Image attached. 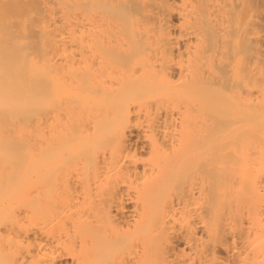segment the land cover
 Returning a JSON list of instances; mask_svg holds the SVG:
<instances>
[{
	"label": "bare ground",
	"instance_id": "obj_1",
	"mask_svg": "<svg viewBox=\"0 0 264 264\" xmlns=\"http://www.w3.org/2000/svg\"><path fill=\"white\" fill-rule=\"evenodd\" d=\"M0 41V264H264V0H0Z\"/></svg>",
	"mask_w": 264,
	"mask_h": 264
},
{
	"label": "rangeland",
	"instance_id": "obj_2",
	"mask_svg": "<svg viewBox=\"0 0 264 264\" xmlns=\"http://www.w3.org/2000/svg\"><path fill=\"white\" fill-rule=\"evenodd\" d=\"M11 29H12V28H11ZM11 29H9V30H11ZM9 30H8V31H9ZM18 31H19V29H18ZM12 32H13L12 30H11V32L9 31L10 34H12ZM16 32H17V31H16ZM7 33H8V32H7ZM9 33H8V35H10ZM14 33H15V32H13V34H14ZM18 33L20 34V31H19ZM5 34H6V33H5ZM13 34H12V35H13ZM12 35H11V36H12ZM16 35H17V34H16ZM19 36H20V35H19ZM4 37H5V36H4ZM8 37H9V36H6L7 39H8ZM15 37H16V40H17V43H18L17 36L14 35V38H13V39L15 40ZM10 38H12V37H10ZM7 39H6V40H7ZM13 39H12V40H13ZM16 40H15V44H16ZM2 41H3V38H2ZM2 41H0V42H1L0 47L3 46V43H4V42L2 43ZM6 42H7V41H6ZM11 42H12V41H11ZM12 43H13V42H12ZM7 45H10V43L7 42V44L4 45V47H1V48H4V49H3V50L0 49L1 51H3V52L0 51V57H1L2 53H5V54H6V53H11V54H12V52H14V50H12V49H13V48L15 49V47H16L18 44H16V46L13 47V48H12L11 46H8L9 49L11 48V50H12L11 52H10L9 50H7V49H8V48H6ZM12 46H13V45H12ZM5 48H6V49H5ZM16 49H17V47H16ZM16 49H15V50H16ZM4 50H5V51H4ZM6 50H7V52H6ZM16 52H18V51H16ZM16 52H15V53H16ZM3 55H4V54H3ZM6 55H9V54H6ZM4 57H5V56H4ZM4 57L2 56V58H4ZM6 57H7V56H6ZM8 57H9V56H8ZM0 59H1V58H0ZM5 59H6V58H5ZM0 61H1V60H0ZM2 63H3V62H2Z\"/></svg>",
	"mask_w": 264,
	"mask_h": 264
}]
</instances>
